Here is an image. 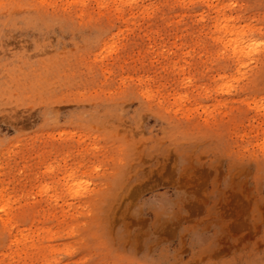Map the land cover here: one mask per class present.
Masks as SVG:
<instances>
[{"label":"rangeland","instance_id":"rangeland-1","mask_svg":"<svg viewBox=\"0 0 264 264\" xmlns=\"http://www.w3.org/2000/svg\"><path fill=\"white\" fill-rule=\"evenodd\" d=\"M0 264H264V0H0Z\"/></svg>","mask_w":264,"mask_h":264},{"label":"bare ground","instance_id":"bare-ground-1","mask_svg":"<svg viewBox=\"0 0 264 264\" xmlns=\"http://www.w3.org/2000/svg\"><path fill=\"white\" fill-rule=\"evenodd\" d=\"M242 52H244V51H242Z\"/></svg>","mask_w":264,"mask_h":264}]
</instances>
